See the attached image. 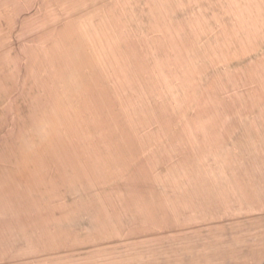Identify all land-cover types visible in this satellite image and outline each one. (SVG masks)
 I'll return each mask as SVG.
<instances>
[{"label": "rangeland", "instance_id": "obj_1", "mask_svg": "<svg viewBox=\"0 0 264 264\" xmlns=\"http://www.w3.org/2000/svg\"><path fill=\"white\" fill-rule=\"evenodd\" d=\"M263 221L264 0H0V264H231Z\"/></svg>", "mask_w": 264, "mask_h": 264}, {"label": "crops", "instance_id": "obj_2", "mask_svg": "<svg viewBox=\"0 0 264 264\" xmlns=\"http://www.w3.org/2000/svg\"><path fill=\"white\" fill-rule=\"evenodd\" d=\"M251 236L248 241L239 243L247 245L245 250L233 249L230 253L231 264H264V226Z\"/></svg>", "mask_w": 264, "mask_h": 264}]
</instances>
